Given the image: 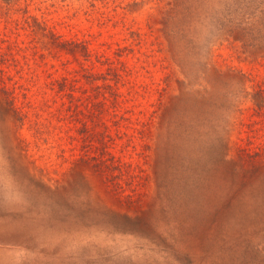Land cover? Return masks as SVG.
I'll return each mask as SVG.
<instances>
[{
    "label": "rangeland",
    "instance_id": "374dc122",
    "mask_svg": "<svg viewBox=\"0 0 264 264\" xmlns=\"http://www.w3.org/2000/svg\"><path fill=\"white\" fill-rule=\"evenodd\" d=\"M0 85V264H264V0H0Z\"/></svg>",
    "mask_w": 264,
    "mask_h": 264
},
{
    "label": "trees",
    "instance_id": "16d2710c",
    "mask_svg": "<svg viewBox=\"0 0 264 264\" xmlns=\"http://www.w3.org/2000/svg\"><path fill=\"white\" fill-rule=\"evenodd\" d=\"M4 88H3V86L2 85H0V92L3 94V93H5V91L3 90ZM3 102L7 105V108H9V110H13L14 111V108L11 106V100L10 99H8V96H6L5 98H4V100H3ZM14 113H15V111H14ZM16 114V113H15Z\"/></svg>",
    "mask_w": 264,
    "mask_h": 264
}]
</instances>
